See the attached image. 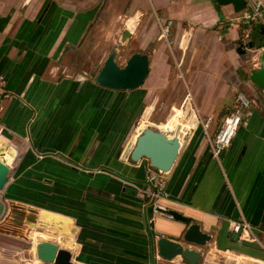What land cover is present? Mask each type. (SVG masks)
<instances>
[{"label": "crops", "instance_id": "0c3cea01", "mask_svg": "<svg viewBox=\"0 0 264 264\" xmlns=\"http://www.w3.org/2000/svg\"><path fill=\"white\" fill-rule=\"evenodd\" d=\"M236 11L215 0H0V74L10 91L0 109V158L17 161L4 193L22 206L2 219L0 264H43L34 250L41 239L69 249L76 264H190L159 256L155 245L188 224L153 214L144 198L149 160L129 155L147 127L183 139L163 203L211 235L203 246L183 243L201 252L196 264H264L256 42L264 30L246 37L244 24L230 23ZM113 50L120 65L134 52L147 53L150 65L143 85L111 102L113 91L95 76ZM239 92L250 106L216 158L210 140ZM243 220L251 233L233 232L231 223ZM4 222L20 224L33 247L5 240L16 238Z\"/></svg>", "mask_w": 264, "mask_h": 264}, {"label": "water", "instance_id": "95a60500", "mask_svg": "<svg viewBox=\"0 0 264 264\" xmlns=\"http://www.w3.org/2000/svg\"><path fill=\"white\" fill-rule=\"evenodd\" d=\"M215 2L232 4L237 11L244 7V0H215ZM125 34L129 35V32L126 31ZM256 42L259 47L264 46V32L256 39ZM149 65L148 54L142 52H134L124 65H120L117 62V52L113 50L104 61L95 80L99 85L113 91L110 98L112 102L119 91L133 90L143 85L149 73ZM260 65L264 76V50L260 56ZM182 143L183 139L179 133L169 135L159 129L147 127L137 136L129 156L132 161L137 162L145 158L152 166L163 171H170L179 155ZM16 164L15 160L7 162L4 158H0V217L7 209H10L9 215L6 216L7 220L12 219L13 212L21 214L18 210L19 204H16L13 199L6 200L4 193ZM167 211L173 219L184 222L188 226L178 238L163 236L154 240L159 256L169 259L180 255L190 264H196L201 258V252L184 246L183 243L203 246L211 240V235L203 231L198 223H190L189 218L182 213L173 209ZM5 229L0 224V230L5 231ZM34 249L37 259L43 264H76L72 260L71 251L52 239H41Z\"/></svg>", "mask_w": 264, "mask_h": 264}, {"label": "built area", "instance_id": "2783aa9c", "mask_svg": "<svg viewBox=\"0 0 264 264\" xmlns=\"http://www.w3.org/2000/svg\"><path fill=\"white\" fill-rule=\"evenodd\" d=\"M237 14L230 20L231 25L244 24L246 37L250 36L252 28L261 26L264 30V0H244V7L236 11ZM169 22L162 28L163 36H167L170 29ZM264 50V46L261 47ZM10 94L7 89V80L3 74H0V109L3 99ZM251 100L243 92H239L236 99L235 110L228 113L223 121L222 126L211 138L210 144L212 154L219 158L220 155L231 145L235 138L239 127L242 123L243 111L250 106ZM149 171L147 175V186L144 190V198L151 206L153 214H162L172 217L168 213V207L163 203V200L169 198L167 184L169 179L168 171L156 168L149 161ZM153 218L150 219V222ZM231 229L236 233H251V225L243 220L242 222L233 221ZM160 238L157 237L156 240Z\"/></svg>", "mask_w": 264, "mask_h": 264}, {"label": "rangeland", "instance_id": "374dc122", "mask_svg": "<svg viewBox=\"0 0 264 264\" xmlns=\"http://www.w3.org/2000/svg\"><path fill=\"white\" fill-rule=\"evenodd\" d=\"M118 55V54H117ZM118 57V56H117ZM118 59L122 62V58L119 56L118 57ZM16 204H18L17 202H16ZM20 204V203H19ZM7 205H8V203H7ZM18 209H19V206H18ZM7 213V211H5V213H4V215L2 216V217H0V224H1V222H3L2 221V219H4L7 215H9L8 213ZM8 219V218H7ZM8 221V220H7ZM5 226H8V227H10L12 230L11 231H13V232H15L14 234H11L12 236H15V238L16 239H13V238H8V237H6V239L5 240H8V241H10V242H17V243H20V246H22V247H24L25 249H30V248H32L33 247V244L32 243H29V242H25L26 240H25V238L26 237H28L29 235L25 232V231H23L22 230V228H21V226H20V224L18 225H16V226H11V224L10 223H3ZM23 227V226H22ZM9 228V229H10ZM6 231V230H5ZM24 241V242H23ZM19 246V247H20ZM35 250V249H34Z\"/></svg>", "mask_w": 264, "mask_h": 264}]
</instances>
